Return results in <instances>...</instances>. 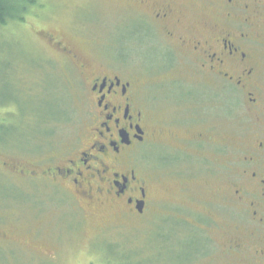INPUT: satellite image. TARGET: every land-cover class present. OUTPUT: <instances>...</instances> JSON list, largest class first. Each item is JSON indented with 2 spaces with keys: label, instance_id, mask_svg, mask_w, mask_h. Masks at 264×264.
Segmentation results:
<instances>
[{
  "label": "rangeland",
  "instance_id": "rangeland-1",
  "mask_svg": "<svg viewBox=\"0 0 264 264\" xmlns=\"http://www.w3.org/2000/svg\"><path fill=\"white\" fill-rule=\"evenodd\" d=\"M29 10L43 20L30 18L26 25L14 22L11 29L9 25L0 28V121H9L0 122L4 123L0 124L3 144L20 148L26 144V115L41 105L56 118L49 123L54 131L50 130L51 140L45 146L56 144L60 150L84 128L77 82L66 78L64 66L58 64L62 59L38 37V28L56 30L94 63L110 62L108 58L130 62L133 74L141 64L166 66L173 61V65L153 75L139 72L137 79L147 109L165 129L150 146L149 151L154 150L143 160L145 166L141 165L151 177L146 211L135 215L109 204L91 207L89 212L78 210L72 196L56 195V200L42 181L34 187L22 177L0 174V264H217L214 252L205 254L202 249L205 244L218 249L219 238L208 229L203 233L201 227L220 215L216 158L207 149L205 169L192 162L186 166L166 139L168 132L182 137L202 130L230 147L239 136L236 116L215 102L186 110L175 101L207 95L202 90L203 73L172 39L152 32L137 17L134 0H39ZM141 18L150 24L147 16ZM155 91L165 99L153 103L150 95ZM156 151L168 155L172 163L169 158H158ZM38 153L20 149L11 154L19 160L45 155Z\"/></svg>",
  "mask_w": 264,
  "mask_h": 264
},
{
  "label": "flooded vegetation",
  "instance_id": "flooded-vegetation-1",
  "mask_svg": "<svg viewBox=\"0 0 264 264\" xmlns=\"http://www.w3.org/2000/svg\"><path fill=\"white\" fill-rule=\"evenodd\" d=\"M34 1L32 5L38 6L39 0ZM134 2L137 17L152 32H163L172 39L203 73L202 90L208 94L200 100L188 95L175 101L182 102L185 109L215 102L230 108V116L239 121V136L230 147L202 130L182 137L168 132L166 139L186 166L192 162L205 169L207 149L216 158L220 215L203 224L210 227H201L203 233L208 229L217 234L218 249L211 250L205 244L202 252H214L217 264H264V0ZM141 15L147 16L150 24ZM30 18L43 20L29 10L16 23L26 25ZM37 35L60 56L63 62L58 64L64 66L66 78L77 82L84 128L76 140L57 150L56 144H44L50 142L48 136L54 131L49 126L56 121L53 114L36 125L28 122L22 148L0 142L1 176L22 177L34 187L42 181L49 185L54 199L58 200L56 195L72 196L78 210L89 212L91 207L109 204L121 212L144 213L151 177L143 170V160L153 153L154 148L151 152L149 148L165 129L155 123L147 109L137 79L142 73L153 75L172 67L173 61L166 66L137 65L134 69L138 72L133 74L128 69L130 62L108 58L110 62L94 63L56 30L38 28ZM162 92L172 95L170 90ZM150 97L153 103L165 99L158 91ZM20 149L39 150L45 155L19 160L11 153ZM156 154L169 158L162 152Z\"/></svg>",
  "mask_w": 264,
  "mask_h": 264
},
{
  "label": "trees",
  "instance_id": "trees-1",
  "mask_svg": "<svg viewBox=\"0 0 264 264\" xmlns=\"http://www.w3.org/2000/svg\"><path fill=\"white\" fill-rule=\"evenodd\" d=\"M32 3H35V1L34 0H0V28H5L6 26H8L9 23H10L9 29L15 26L14 22L21 21L23 19L24 14L29 11V7ZM9 113H11V111ZM28 113L30 115L29 114L26 115L27 125L32 118H33V122L36 125L37 123H41V121L44 120L46 117H48L50 114H53L51 110L45 109L44 107L42 108V105L36 107L33 111H28ZM1 121H5L7 123L9 122L7 120H1ZM21 121L22 119L18 121V123H20ZM0 124H4V123H0ZM9 129L10 127H8V130Z\"/></svg>",
  "mask_w": 264,
  "mask_h": 264
}]
</instances>
